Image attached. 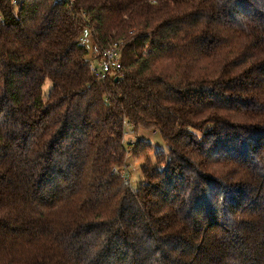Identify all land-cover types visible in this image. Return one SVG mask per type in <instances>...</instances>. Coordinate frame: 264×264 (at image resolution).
<instances>
[{"label":"trees","instance_id":"16d2710c","mask_svg":"<svg viewBox=\"0 0 264 264\" xmlns=\"http://www.w3.org/2000/svg\"><path fill=\"white\" fill-rule=\"evenodd\" d=\"M0 264H264V0H0Z\"/></svg>","mask_w":264,"mask_h":264},{"label":"rangeland","instance_id":"374dc122","mask_svg":"<svg viewBox=\"0 0 264 264\" xmlns=\"http://www.w3.org/2000/svg\"><path fill=\"white\" fill-rule=\"evenodd\" d=\"M86 46L88 49L87 56L90 58L92 54V49H93V42L91 38L89 37L86 42ZM92 62L96 64V61L93 60ZM120 76L122 77L123 75L121 74ZM49 87H50V82L46 80L42 87V91L44 94L48 92ZM151 130L153 129H145L143 127H139L136 130V132H134L132 127L127 126L124 129L123 141L127 149L131 146V144H129L131 142L130 140H132L133 142L137 140H145L147 142L148 141L151 142V144H153L152 147L155 148L156 151H155V154H152L154 153V151L150 150L147 154H149L148 156L151 159V163L154 164L155 163L154 158H155L156 153L158 152L157 148L165 150L166 144L164 140L161 138V136L158 133H155L156 131L153 130L152 132L154 133H152ZM144 155L145 153H140V155H136L138 157H135V156H132L131 153L127 152L126 154L127 158L125 157V160H126L125 163L128 162L129 164L126 171L128 173L129 184L132 188H136L142 179L141 166H142V163H144ZM137 162H139V165L136 166ZM125 163L123 165H125Z\"/></svg>","mask_w":264,"mask_h":264},{"label":"built area","instance_id":"2783aa9c","mask_svg":"<svg viewBox=\"0 0 264 264\" xmlns=\"http://www.w3.org/2000/svg\"><path fill=\"white\" fill-rule=\"evenodd\" d=\"M87 38L85 36H81L80 42L85 44L87 42ZM123 44L121 41H114L108 47L104 48L101 51L100 57L95 60L96 64L91 63L90 70L99 75L101 78H105L108 73H118L121 66V54L123 49ZM129 144H133L131 141ZM131 147L128 149V153L130 152ZM119 173L124 181H129L128 173L126 172V167L123 165L119 169Z\"/></svg>","mask_w":264,"mask_h":264},{"label":"crops","instance_id":"0c3cea01","mask_svg":"<svg viewBox=\"0 0 264 264\" xmlns=\"http://www.w3.org/2000/svg\"><path fill=\"white\" fill-rule=\"evenodd\" d=\"M127 126H128V127H129V126L131 127V125H129L128 123H125V127H127ZM152 131H153V130H151V132H152ZM152 133H154V132H152ZM155 133H157V132H155ZM130 141H132V140H130ZM150 143H151V142H150ZM152 146H153V144H152ZM158 149H160V148H157V150H158ZM152 151H154V153H152V154H155V151H156L155 148H153ZM129 153H130V152H129ZM148 155H149V154H148ZM126 158H127V156H126ZM125 162H126V160H125ZM142 162H143V161H142ZM142 164H143V163H142ZM128 165H129L128 162L125 163V167H126V169H127ZM137 165H139V162L136 163V166H137ZM126 172H127V171H126Z\"/></svg>","mask_w":264,"mask_h":264}]
</instances>
